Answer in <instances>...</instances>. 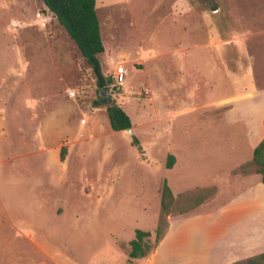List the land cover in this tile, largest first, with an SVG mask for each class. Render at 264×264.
Returning a JSON list of instances; mask_svg holds the SVG:
<instances>
[{"label": "rangeland", "instance_id": "obj_1", "mask_svg": "<svg viewBox=\"0 0 264 264\" xmlns=\"http://www.w3.org/2000/svg\"><path fill=\"white\" fill-rule=\"evenodd\" d=\"M96 12L107 91L42 0H0V264H144L170 226L155 263L186 264L198 246L176 234L256 174L231 152L261 136L264 0H110ZM106 99L132 135L110 129ZM136 229L154 248L130 261Z\"/></svg>", "mask_w": 264, "mask_h": 264}, {"label": "crops", "instance_id": "obj_2", "mask_svg": "<svg viewBox=\"0 0 264 264\" xmlns=\"http://www.w3.org/2000/svg\"><path fill=\"white\" fill-rule=\"evenodd\" d=\"M109 2L110 0H95L96 11L98 6ZM260 119L262 129L258 140L249 145L247 150H232L233 155L238 153L236 158L239 161H251L253 149L264 138V112ZM250 179L243 190L230 198L225 209L215 214L197 216L195 228L181 230L176 234L174 242L180 243L177 246L182 247L193 242L198 246L195 250H188L189 259L186 264H233L264 253V182H261L258 174ZM221 215L231 218V226L227 229L220 225ZM169 230L158 243L159 247L157 246L153 257L144 264H156V252L167 241ZM141 259L143 258L134 260Z\"/></svg>", "mask_w": 264, "mask_h": 264}, {"label": "trees", "instance_id": "obj_3", "mask_svg": "<svg viewBox=\"0 0 264 264\" xmlns=\"http://www.w3.org/2000/svg\"><path fill=\"white\" fill-rule=\"evenodd\" d=\"M45 7L51 12L57 22L65 29L70 39L75 43L81 56L90 65L96 77V83L100 91L108 89L111 78L104 76L98 55L104 52V46L101 39L100 25L95 9V0H42ZM99 106V102H94ZM106 115L109 121L110 129L113 132L124 131L131 127V120L126 112L114 103L106 104ZM131 145L139 153H143L140 142L136 136H132ZM65 148L61 149L60 159H64ZM175 158L169 154L167 156V169H171ZM255 167V172L264 182V138L253 149L251 161L243 166ZM175 198L170 186L166 180H163L160 191V208L164 214H169ZM163 235L162 226L159 224L155 232V243ZM151 234L139 229L135 230V237L129 242L130 250L128 259H139L146 257L154 248L149 241ZM233 264H264V253L249 258L242 262Z\"/></svg>", "mask_w": 264, "mask_h": 264}, {"label": "built area", "instance_id": "obj_4", "mask_svg": "<svg viewBox=\"0 0 264 264\" xmlns=\"http://www.w3.org/2000/svg\"><path fill=\"white\" fill-rule=\"evenodd\" d=\"M125 74H126V69L123 66L118 67L116 69L114 76H113L114 84L112 86H117L119 88V86H121L123 83V79H124Z\"/></svg>", "mask_w": 264, "mask_h": 264}, {"label": "water", "instance_id": "obj_5", "mask_svg": "<svg viewBox=\"0 0 264 264\" xmlns=\"http://www.w3.org/2000/svg\"><path fill=\"white\" fill-rule=\"evenodd\" d=\"M104 91H107V90L104 89ZM105 102H106V104H110V103H111V99H106ZM124 132H126V133L129 134V135H132V134H133V130H132L131 127L125 129Z\"/></svg>", "mask_w": 264, "mask_h": 264}]
</instances>
